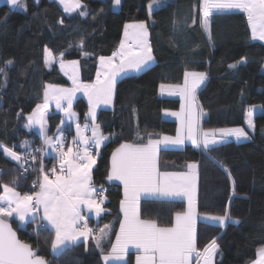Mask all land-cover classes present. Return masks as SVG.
Returning <instances> with one entry per match:
<instances>
[{"label": "trees", "instance_id": "trees-1", "mask_svg": "<svg viewBox=\"0 0 264 264\" xmlns=\"http://www.w3.org/2000/svg\"><path fill=\"white\" fill-rule=\"evenodd\" d=\"M148 2L121 0L114 10L111 0H81V8L72 13H65L56 0L38 3L25 0L26 10L1 3L0 68H4L6 76L0 74V142L8 147L15 145L18 153L24 151L19 147L22 141H29L33 149L41 146L39 134L25 127L27 116L42 102L45 85H69L58 69V60L45 66L46 47L56 59L77 61L80 79L89 83L95 75L98 58L110 55L117 48L124 25L144 21L152 63L138 74L120 77L112 107H101L96 114V123L109 139L101 146L92 169V182L106 189L105 212L98 221L90 220L93 230L117 222L120 216L121 186L106 178L112 150L122 142H141L136 139L137 132L144 138L142 142L149 133L152 137L174 134L175 120L164 118L162 112L177 109L179 100L161 96L159 85L181 83L186 71L204 72L206 80L195 94L200 130L243 126L246 109L257 104L262 111L253 116L254 130L249 132L247 140H227L212 146L211 151L190 144L162 148L159 167L180 170L187 162L196 163L197 214L224 215L228 209L233 218L226 221L224 228L198 220L197 249L203 250L215 237L219 254L214 264H250L257 250L264 247V73L260 71L264 65V41L251 39L244 12L215 14L210 20L209 41L199 25V0H166L151 12ZM81 11L87 14L81 16ZM194 14L196 23L192 22ZM241 58H244L242 63L229 68ZM8 60L13 63L6 65ZM73 108L79 119L85 120L88 105L82 97L76 98ZM60 118L61 114L55 111L47 115L48 134L53 133ZM37 157V171L32 170L29 157V170L21 175L24 170L0 150V184H11L16 178L19 181L16 190L21 194L31 193L33 181L39 176L40 154ZM53 162L54 158L43 154L46 170L52 168ZM218 162L227 167L231 180ZM184 208L185 202L177 199L140 201V215L156 220L160 226L170 225L173 215ZM8 220L18 238L28 243L47 264H103L93 244L86 249L80 242L55 256L50 251L53 233L48 228L37 229L31 221L21 228L16 219ZM122 264H133L131 254Z\"/></svg>", "mask_w": 264, "mask_h": 264}, {"label": "snow or ice", "instance_id": "snow-or-ice-1", "mask_svg": "<svg viewBox=\"0 0 264 264\" xmlns=\"http://www.w3.org/2000/svg\"><path fill=\"white\" fill-rule=\"evenodd\" d=\"M6 2L13 8L19 7L26 10L25 0H6ZM36 2L38 3L39 0ZM111 2L113 6H117L121 0H111ZM58 3L63 6L65 13L75 12L82 6L81 0H58ZM165 3L166 0H149L148 9L151 12L154 6H163ZM196 7L194 5V12ZM198 10L200 28L208 34L209 41L211 40V18L215 14L230 10L246 13L252 38L264 41V0H199ZM79 14L85 16L87 13L81 11ZM192 22H197L195 14ZM147 37L148 31L144 21L125 24L124 38L120 40L117 50L109 57L99 58L100 67L94 83L78 84L77 61H70L68 64L73 69V75L69 78L76 85L74 88H58L50 84L44 86V103L36 105L32 113L28 115V124L25 125L29 129L39 126V134L42 138L40 147L33 149L29 141H22L19 147L24 151L18 153L14 150L15 145L8 147L0 142L3 155L16 161L17 166L24 170L21 175L29 170V157L32 161V170L37 171L35 164L37 154H40L39 176L33 181V188L38 187V191L21 194L16 190L19 182L16 178L11 181V184H0L2 189L0 193V264H46L45 259L38 256L29 244L17 238L16 232L7 222V218L10 217H14L21 228L26 227V221L30 220L37 225V229L48 227L50 232H54L51 248L55 256L78 246L81 238L87 249L91 236L96 248L101 252V259L106 264L112 260H124L129 246L140 253L136 257V264H191L193 256L197 264H214L213 258L219 254L217 238L214 237L203 250H198L196 247L197 166L188 164V172H160L157 168V153L161 150V146L167 149L170 145H181L185 138L197 148L203 145L206 151L213 150L212 146L225 141L228 137H235L237 140L250 138L249 133L242 127L197 132L195 94L206 80L204 72L186 71L183 85H160L162 93L178 94L181 98V111L169 113L180 122L175 137L164 136L162 139L153 140L152 134L149 133L147 143H143L144 138L137 132L136 139L141 141L140 143H124L113 151L107 180H118L123 184L124 198L120 201L123 219L120 220V229L116 233L115 242L108 241L111 248L106 254L104 241L108 237L109 227L105 225V228L101 229L100 234L96 236L91 235L93 230L88 227L85 213L89 216L95 213L99 217L105 212L102 205L106 200V189L103 186L97 188L92 183V169L96 164V155L99 154L101 145L109 139L100 134V126L95 123L96 106L101 103L111 105L118 77H127L129 73L138 74L153 61ZM80 47H83L82 41ZM44 55L45 66H49L52 63V54L47 47L44 49ZM62 56L63 53H61ZM116 60H119V63H116ZM243 61L244 58H241L240 61L230 64L229 68H236ZM12 63V60L5 62L6 65ZM60 67L62 71L65 70L66 66L62 59ZM0 74L6 76L4 68H0ZM65 74H68L67 71ZM79 90H83L88 97L89 111L86 116L92 118V136H83L80 125L77 124V135L73 137L70 144H67L65 151L66 140L63 128H58L59 135L47 134L45 110L49 99H55L56 107L61 108L69 120L73 119L76 113L72 111V99L75 92ZM62 100L67 101V107L62 106ZM252 117L253 109L249 108L245 112V123L249 129L254 128ZM185 128L187 137L184 135ZM216 133H219L218 137ZM49 148L56 154L59 171L56 167L50 170L45 169L43 154ZM218 163L231 180V173L227 167L222 162ZM142 197L162 199L183 197L187 201V208L174 214L171 226L161 227L154 219L140 218L139 202ZM204 219L216 221L219 227L224 228L226 221L233 218L229 215L228 209H225L224 215H206ZM44 222L47 224L45 225ZM234 222L239 223L238 220ZM37 229L34 231H37L38 235ZM252 264H264V247L257 250V259Z\"/></svg>", "mask_w": 264, "mask_h": 264}, {"label": "crops", "instance_id": "crops-1", "mask_svg": "<svg viewBox=\"0 0 264 264\" xmlns=\"http://www.w3.org/2000/svg\"><path fill=\"white\" fill-rule=\"evenodd\" d=\"M56 2L58 3V0H56ZM148 3H149V2H148ZM58 5H59V6L62 8V10L64 11L63 6L60 5L59 3H58ZM111 6H112L113 9H117V8H118V5H117V6H113V4H112ZM230 11H240V10H230ZM244 14H245V13H244ZM245 15H246V14H245ZM246 18H247V17H246ZM137 22H139V21H137ZM133 23H136V22H129V23H126V24H133ZM248 26H249V25H248ZM249 30H250V37H251V39H253L252 36H251V29L249 28ZM147 31H148V30H147ZM122 38H124V27H123L122 37H121V39H122ZM147 39H149V38L147 37ZM129 42H131V41H129ZM148 43H149V40H148ZM118 46H119V44H118ZM118 46H117V48H118ZM117 48H116L114 51H116ZM114 51H113V52H114ZM113 52H112V53H113ZM112 53H111L110 55H108V56H104V57H109V56L112 55ZM99 58H100V57H99ZM99 58H98V61H97V66H96L95 75H94V77H93V80H92L91 82H89V83L81 82V81H80V77H79V75H78V82H77L78 84H92V83H94V82L96 81V79H97V70H98L99 67H100V59H99ZM51 59H52V63H53L54 61H57V60H58V59H56L54 56H51ZM73 61H74V60H73ZM63 62H64V61H63ZM115 62H116V63H119V60H116ZM52 63H51V64H52ZM151 63H152V62H151ZM151 63H150V64H151ZM51 64H50V65H51ZM60 64H61V60H60V61H57L58 69H59V70L65 75V77L68 79V81H69V85H66V86L55 85V86H57L58 88H65V89H72V88H74L76 85H74L73 80L69 78L71 75H69V73L66 75V74H65V70H63V71L61 70ZM64 64H65V62H64ZM150 64H149V65H150ZM149 65H148V66H149ZM129 74H133V73H129ZM129 74H128V75H129ZM121 77H122V76H121ZM119 78H120V77H118L117 80H118ZM101 79H103V76H101ZM182 82H183V81H182ZM48 85H49V84H48ZM50 85H54V84H50ZM161 96H163V97H173V98H178V97H176V96H172V95H169V94H161ZM78 97H82V98L85 100V102H86L87 105H88L87 113H88V111H89L88 97L84 94V91H83V90L76 91L75 94H74V96H73V99H72V111H73L74 113H76V116H75L73 119H71V120L68 119V117L65 115L64 111H63L61 108H57V107H56V100H55V99H49L47 109L45 110V120H46L47 115H48L51 111L59 112V113L61 114L60 122H59L58 126L55 128V130L53 131V133H52V134H48V133H47L49 136H56V135H59V132L57 131L58 128H63V130H64V134H67L68 137H69V143H68V144H70V143L73 141V137H75V136L77 135V130H76V125H77V124L80 125V128H81V134H82L83 136H85V137H91V136H92V118H91L90 116H86V117H85V120H80L79 117H78V113H77V111L73 108L74 101H75L76 98H78ZM178 99H179V98H178ZM43 103H44V96H43L42 102H41L40 104H43ZM61 104H62L63 107H67V106H68L66 100H62V101H61ZM195 104H196V103H195ZM112 105H113V97H112V103H111V105H105V104H103V103L98 104V105L96 106V114H97V111H98L99 108H101V107H108V108H110V107H112ZM196 112H197L196 129H197V131H198V128H199V110H198L197 105H196ZM87 113H86V114H87ZM186 116H187V113H186V115H185V118H186ZM27 117H28V116H27ZM166 119H172V120H174L175 118L170 117V116H169V117L166 116ZM62 121H63V123H62ZM176 122H177V121H176ZM95 123H96V120H95ZM27 124H28V120H27ZM96 124H97V123H96ZM85 125H87V127H85ZM31 129L39 134V126H38V125L32 127ZM99 132H100V134H102V135H104V136H106V137H109V135L106 134V133H103V132L101 131L100 128H99ZM199 133H201L200 130H199ZM175 134H176V133H174V134H172V135L160 134V135H157V136H154V137H151V138H152L153 140H157V139H162V137H164V136L175 137V136H176ZM184 135H185V137H187V129H186V128H185V131H184ZM39 136H40V134H39ZM40 137H41V136H40ZM201 138H202V137H201ZM147 140H148V139H147ZM147 140H145L143 143H147ZM41 142H42V138H41ZM105 142H106V141H105ZM105 142H104V143H105ZM124 143H131V142H122V143H120L118 146H116V147L112 150V152H111V154H110V157H109V169H110V167H111V156H112L113 151H114L115 149L119 148L120 145H121V144H124ZM139 143H140V142H139ZM41 144H42V143H41ZM185 144H190V145L194 146L190 140H188L187 138H185L183 144H181V145H170V146H168V148H180V147H182V146L185 145ZM102 145H103V144H102ZM102 145H101V146H102ZM194 147H196V146H194ZM162 148H163V146H161V149H162ZM66 150H67V144H66V146H65V151H66ZM45 155H46L47 157H52V158H54V162H53L54 165L52 166V168H53V167H56V168H57V171H59V163H58V160L55 158V157H56V154H55L54 152H52V150L49 148L48 151L45 153ZM8 158H9V157H8ZM96 158H97V155H96ZM9 159H10V158H9ZM15 162H16V161H15ZM190 163L196 165V163H194V162H187V163H185V164L183 165L182 169H180V170H162V169H160V167H159V151H158V153H157V168H158V170H159L160 172H188L189 169H188L187 165L190 164ZM196 166H197V165H196ZM93 167H94V166H93ZM52 168H50V169H52ZM109 169H108V171H109ZM196 173H197V167H196ZM107 175H108V173H107ZM106 178H107V177H106ZM107 181H108V180H107ZM108 182L117 183V184H119V185L121 186V193H122L121 200H122V199L124 198L123 184H122L120 181H118V180H113V181H108ZM92 183H93V182H92ZM93 184H94V183H93ZM94 185H95V184H94ZM196 185H197V179H196ZM95 186H96V185H95ZM96 187L98 188L99 186H96ZM33 191H38V187L35 188ZM33 191H32V192H33ZM1 193H2V192H1ZM143 199H162V198L142 197L141 200H143ZM171 199L183 200V201L185 202V208H184V210H186V208H187V201H186L185 198H183V197H176V198H171ZM121 200H120V201H121ZM141 200H140V201H141ZM195 201H196V189H195ZM102 207L104 208L103 205H102ZM119 210H120V204H119ZM139 214H140V202H139ZM41 215H42V212H41ZM85 216H86V220H87V223H88V227H89L90 229L93 230V226L91 225L90 220L92 219L94 222H96V221H98V218H99L101 215H100L99 217H97V216L95 215V213H92L90 216H89L87 213H85ZM205 216H206V215H204V214H197L196 223H197L198 220H202V221H205V222H211V223L218 224V222H216V221H211V220L204 219ZM209 216H218V215H209ZM13 218H14V217H10V218H7V219H13ZM140 218L143 219V220H147V219H148V218H143L141 215H140ZM173 218H174V215H173V217H172V221H173ZM14 219H15V218H14ZM122 219H123V213L120 211V216H119L117 222H110V223L106 224V225L109 227L110 230H109V234H108L107 239L104 241V243H105V254H106L107 251L110 250V248H111V244L108 243V241H111L112 243L115 242V239H116V233H117V232L119 231V229H120V220H122ZM29 221H30V220H28V221H26V222H29ZM114 221H115V220H114ZM17 223L19 224L18 221H17ZM44 223H45V225L47 224V222H44ZM81 223H83V222H81ZM171 223H172V222H171ZM196 223H195V234H196ZM159 226H160V225H159ZM168 226H171V224H170V225H167V226H161V227H168ZM49 227H50V226H49ZM46 228H48V227H46ZM104 228H105V225H103V226H101V227H99V228L93 230L91 235H92V236L99 235V234H100V230H101V229H104ZM52 233H53V237H52V240H53V239H54V232H52ZM81 243H83V238H81ZM83 244H84V243H83ZM90 244H93L94 247L96 248L94 241L91 239V236L89 237V240H88V244H87V246H90ZM84 245H85V244H84ZM96 249H97V248H96ZM50 251H51V253H52L51 245H50ZM97 251L99 252L101 262H102L103 264H106V262L103 261V260L101 259V252H100V250L97 249ZM62 252H63V251H62ZM62 252H61V253H62ZM61 253H60V254H61ZM52 254H53V253H52ZM129 254H131V256H132L133 264H136V257H137V255H139L140 253H139L134 247H131V246H129L128 251H127V253L125 254L124 260H122V261L112 260V261L107 262V264H122V263H124V262L126 261V259H127V257H128ZM58 255H59V254H58ZM214 259H215V256H214V258H213V261H214ZM256 259H257V255H256L255 260H256ZM255 260H254V261H255ZM196 261H197V260H196L195 256H193V258L191 259V264H194ZM250 264H252V262H251Z\"/></svg>", "mask_w": 264, "mask_h": 264}, {"label": "rangeland", "instance_id": "rangeland-1", "mask_svg": "<svg viewBox=\"0 0 264 264\" xmlns=\"http://www.w3.org/2000/svg\"><path fill=\"white\" fill-rule=\"evenodd\" d=\"M1 3H6L7 4V2H6V0H0V4ZM8 5V4H7ZM9 7H11V8H13L12 6H10V5H8ZM154 7H156V6H154ZM153 7V8H154ZM16 9H19V10H24L23 8H19V7H16ZM113 9V8H112ZM114 10H116V9H114ZM246 14V13H245ZM247 17V16H246ZM251 36H252V34H251ZM253 40H257V41H261V42H263L262 40H259V39H253ZM61 59H58V61H60ZM63 61V60H62ZM65 62V71H67V73H69V75H73V69L69 66V64H68V62H70V61H64ZM50 66V65H49ZM49 66H46V67H49ZM76 71H77V74L79 75V77H80V72H79V67H78V62H77V65H76ZM260 71L262 72V73H264V65L261 67V69H260ZM80 81L81 82H83L81 79H80ZM77 82H78V78H77ZM86 83V82H85ZM183 83H184V80H183V82H181V83H178V84H164V85H183ZM159 94L161 95V94H168L167 92H161V89H160V85H159ZM172 96H176V97H178L179 99V106H178V108L177 109H175V110H163V112H162V116L164 117V118H166V116L167 117H173V118H175L174 120H175V122H176V129H177V127L179 126V120L175 117V116H172V115H169V113H172V112H180L181 111V98H180V96L177 94V95H172ZM113 97H114V93H113ZM249 108H251V109H253V116L255 115V114H257V113H259V112H261L262 111V108H261V106L260 105H257V104H255V105H250V106H248V108L247 109H249ZM246 109V110H247ZM185 115H186V112H185ZM252 120H253V117H252ZM237 127H242V128H244L245 129V131L246 132H252L253 130H254V128H252V129H249L248 128V126H247V124L245 123V117H244V124H243V126H231V127H221V128H237ZM221 128H212V129H204V130H200V127L198 128V133H199V130L201 131V133L203 132V131H210V130H214V129H221ZM175 133H176V130H175ZM176 135V134H175ZM216 135H217V137L219 136V133H216ZM171 137V136H170ZM227 140H234V141H244V140H247V139H243V138H241L240 140H237L235 137H228L225 141H227ZM224 142V141H223ZM222 143V142H221ZM184 146V145H183ZM200 147H203V145H201Z\"/></svg>", "mask_w": 264, "mask_h": 264}, {"label": "water", "instance_id": "water-1", "mask_svg": "<svg viewBox=\"0 0 264 264\" xmlns=\"http://www.w3.org/2000/svg\"><path fill=\"white\" fill-rule=\"evenodd\" d=\"M7 222L10 224V222H9V220L7 219ZM11 225V224H10ZM11 227H12V225H11ZM12 229H13V231H15L14 230V228L12 227ZM16 232V231H15ZM17 234V233H16ZM17 238H18V235H17ZM19 239V238H18ZM20 240V239H19ZM23 242V241H22ZM25 243V242H24ZM28 244V243H27ZM33 251H34V249H33ZM35 252V251H34ZM39 256V255H38ZM47 264V263H46ZM194 264H197V261L194 263Z\"/></svg>", "mask_w": 264, "mask_h": 264}, {"label": "built area", "instance_id": "built-area-1", "mask_svg": "<svg viewBox=\"0 0 264 264\" xmlns=\"http://www.w3.org/2000/svg\"><path fill=\"white\" fill-rule=\"evenodd\" d=\"M64 137H65V140H66V144H68L69 143V137H68V135L67 134H64ZM98 188H100V187H98Z\"/></svg>", "mask_w": 264, "mask_h": 264}]
</instances>
